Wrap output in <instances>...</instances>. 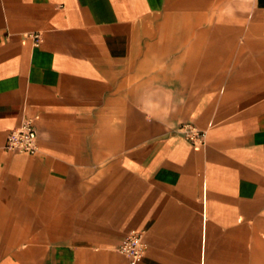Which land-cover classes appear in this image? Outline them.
Instances as JSON below:
<instances>
[{"label":"crops","instance_id":"1","mask_svg":"<svg viewBox=\"0 0 264 264\" xmlns=\"http://www.w3.org/2000/svg\"><path fill=\"white\" fill-rule=\"evenodd\" d=\"M132 231L264 264V0H0V264H132Z\"/></svg>","mask_w":264,"mask_h":264},{"label":"built area","instance_id":"2","mask_svg":"<svg viewBox=\"0 0 264 264\" xmlns=\"http://www.w3.org/2000/svg\"><path fill=\"white\" fill-rule=\"evenodd\" d=\"M29 36L34 39L35 44L39 42V33H33ZM182 132L193 144L203 142L204 133L190 125H184ZM4 147L7 151L34 154L37 151V130L33 121L25 119L19 126L11 129L7 135ZM145 248L146 245L142 241V232L132 231L125 235L118 247V251L130 263L136 264L144 254Z\"/></svg>","mask_w":264,"mask_h":264}]
</instances>
